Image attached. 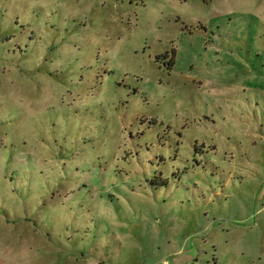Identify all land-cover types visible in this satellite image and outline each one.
<instances>
[{"label":"rangeland","instance_id":"374dc122","mask_svg":"<svg viewBox=\"0 0 264 264\" xmlns=\"http://www.w3.org/2000/svg\"><path fill=\"white\" fill-rule=\"evenodd\" d=\"M0 264H264V0H0Z\"/></svg>","mask_w":264,"mask_h":264}]
</instances>
